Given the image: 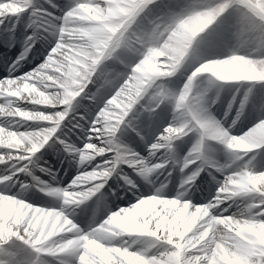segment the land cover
<instances>
[{"label":"clouds","instance_id":"1","mask_svg":"<svg viewBox=\"0 0 264 264\" xmlns=\"http://www.w3.org/2000/svg\"><path fill=\"white\" fill-rule=\"evenodd\" d=\"M19 2L0 3V16L14 14ZM27 2L34 7L32 24L36 27L48 24V34L55 39L57 24L39 15L40 8L33 5L32 0ZM45 3L55 4L54 0H45ZM234 3L238 6L236 28L239 33L249 28L264 32V0H234ZM126 23L114 8H105L101 2L87 7L81 5L76 12L68 13L65 23L59 26L60 39L67 41L63 45L67 52L55 58L45 57L27 79L9 82L6 95L15 99L0 104V117L5 118L2 124L9 126L0 125V187L16 189V194L5 195L0 191V216L9 206L31 209L33 205L27 201L33 193L53 199L58 207L37 208L38 213H47L51 226L39 251L47 253L58 264L59 254L81 241L90 252L112 257L111 264H264V169L255 163L260 156L257 150L264 149V113L248 131L233 134L237 125L247 118L246 107L241 106L227 126L225 122L231 107L224 120L211 111L227 83L264 82V51L238 49L225 59L200 60L199 67L188 77L189 82H195L193 87L199 99L194 101L188 83L177 89L166 78L176 76L187 66L192 42L207 27V19L196 14L163 43L156 40L147 45L144 58L134 69L135 81H125L97 113L93 124L100 123L102 129L95 131H102L105 139L96 137L101 139L100 144L88 142L83 143V147L70 142L74 129H79L81 134L85 132L91 105L98 102L101 91L115 87L122 78L123 74L114 69L100 73V67L119 58L124 50V45H117L115 40L122 38L126 42L130 38L127 30L121 32ZM30 51L25 50V59ZM52 51L56 52V48ZM197 77L200 79L196 80ZM98 80L101 83L95 87ZM213 91L214 98L210 96ZM181 98L183 110L177 106ZM165 103L173 106L175 123L164 128L159 137L162 142L149 146L148 156L115 140L113 121L119 118V113L111 110L113 106L120 108L126 118L138 105L151 116ZM192 111L199 117L197 127L201 141L213 139L222 146L227 162L221 163L216 156L215 159L230 173L215 195L200 204L193 203V199L200 191L197 181L208 163L205 153L197 152L194 159L187 160L180 156L176 146V142L188 134L185 129L197 131L189 128L190 121L185 120V112ZM119 123H123V118H119ZM11 126L16 130H10ZM92 139L88 137V141ZM50 142H59L78 170L66 186L57 180L58 173L53 174L51 180L36 174L51 171L39 164L37 155ZM161 149L166 151L158 155ZM109 153L112 155L108 159L93 167L99 158ZM197 161L200 164L195 168ZM86 166L90 171H81ZM177 171L180 183L175 194L169 196L173 173ZM20 174L29 179L22 181ZM114 179L123 181L127 190L139 189L140 182L154 187L155 193L141 199L134 208L138 210L149 202L165 203L172 208L167 219L176 224L169 223L166 230L161 231L137 211L121 208L112 212L107 208V218L101 223L89 224L90 231L84 236L58 242L54 237L61 233L85 230L73 218L78 215L76 210L97 197ZM158 190L162 196L156 195ZM116 194L113 188L112 195ZM177 209L184 212L178 220ZM100 211L99 208L93 210L94 214ZM31 227L35 234L36 225ZM25 231L27 233L28 229ZM5 232L0 225V239ZM168 244H174L176 252L162 253L157 258L154 253ZM196 250L202 254L187 255ZM80 259L82 264H93L84 256ZM39 264H52V261L41 257Z\"/></svg>","mask_w":264,"mask_h":264},{"label":"snow or ice","instance_id":"2","mask_svg":"<svg viewBox=\"0 0 264 264\" xmlns=\"http://www.w3.org/2000/svg\"><path fill=\"white\" fill-rule=\"evenodd\" d=\"M13 0H0V3L8 4L12 3ZM97 2H101V5L105 8H114L116 10V14L121 17L122 20H126L127 23L124 25V28L121 29V32L127 30L129 39L125 42L123 39H116L115 43L117 45H124V50L119 53V58H115L108 62L107 64L100 67V73H105L109 69H114L116 72L122 73V78L116 83L115 87L104 89L100 93V99L96 104L91 105V113L88 114V123L85 129V132L82 134L84 137V143L92 142L96 144L101 143V139H105L101 132L95 131V129H102V125L100 123L93 124V121L97 119V113L104 107L105 103L110 100L113 96L116 95V92L120 89L122 85L125 84V81L131 80L135 81L136 73L134 69L140 63V61L144 58V53L147 50V45L151 44V42L159 40L160 43H163L168 39L174 32H178L188 21V19L196 14H201L207 19V27L204 29L202 33H205L206 29H210V26H213L216 23H219L223 20V18L229 13H234L238 18L237 13V5L234 3V0H184L183 4H177L175 7H169L167 11L162 14L155 16L154 18L150 15H145V13L151 8L152 5L157 3V0H73V4L66 11L63 12L62 15L57 16L55 12H50L48 8L41 6H37L35 4V0H32L33 5L40 8L39 15L44 16L48 20H52L57 24V33L55 37L54 44L51 45L50 50L47 51L46 56L51 55L55 58L57 55H63L67 52V49L63 47L64 44L67 43L66 40L60 39L59 34V26L65 23V18L68 13L76 12L81 5L87 7L89 5H94ZM51 8L58 9L59 5L51 4L49 5ZM34 11V7L30 6L27 0H20V2L16 5V11L14 14H23L25 12H30L31 15ZM5 18V16H0V20ZM135 21V23H133ZM131 25V27H129ZM223 26V25H221ZM38 29V33H35L33 36H29V46L26 50H31L35 46V41L41 37L43 33H48L49 25L46 23H41ZM247 34H252L255 38V42L257 43V50L264 49V32L257 30L255 28H249L243 32H240L242 38H244ZM208 34H206L207 36ZM199 36V35H198ZM195 37L194 41L197 39ZM213 37L208 36V41L211 42ZM194 41L192 42L191 49L193 47ZM201 42H204V38H201ZM247 43V40H245ZM56 48V52H53L52 49ZM74 55V54H73ZM25 60L24 56L18 58L15 64L12 66V71L3 76L0 79V104L6 103L8 100L15 99L14 97H10L6 95L8 89V84L11 81H16L18 79H27L29 75L32 73L25 71L22 75L17 74V66ZM203 62V61H201ZM199 67V64L196 66ZM39 69H37L38 71ZM195 71V68L188 74L185 83L189 84V87L192 88V97L193 100H198L196 89L193 87L195 82H189L188 77L191 76L192 72ZM172 77H168L166 79H171ZM200 77H197L196 80H199ZM101 83L100 80L97 81L95 87H99ZM159 83V81H158ZM93 86L90 85V88ZM251 89H248V93H251ZM239 94V89H237V95ZM249 96L246 94L244 97L241 106H245L248 102ZM235 100V97H234ZM163 104H161L162 106ZM156 109L155 115H160V109ZM178 107L181 110L184 109V101L183 98L179 101ZM229 107H232L230 104ZM114 112L119 113V118H123V123H119V118L114 120L113 123L115 127L113 128V132L115 134V140L119 143L120 133L125 128H131V118L130 114L124 118V114L120 108H116L115 106L111 109ZM132 113V112H131ZM175 113L173 115V119L169 124H174ZM4 117H0V125L9 127L8 125H3ZM199 119L197 113L192 111L191 113L185 112V120L190 121L189 128H196L197 131H188L185 129L188 134L183 136L180 140L184 138H194V142L192 147L185 155L187 160L194 159V154L200 151L205 153L206 159L208 163L205 165L204 172H208L209 175L212 176V180L216 184V190L221 187L225 181L226 176L230 175L229 172H225L224 169L220 166L218 161L215 159L217 149L216 140L208 139L206 141H201L200 136L198 135L199 128L197 127V120ZM168 124V125H169ZM168 125L166 127H168ZM33 127H40V125H34ZM165 127V128H166ZM15 131V126H11V129ZM135 131L136 129L133 128ZM164 132V131H163ZM161 132L160 135L163 133ZM139 134V133H138ZM160 135L156 138L157 142H162L159 140ZM93 137L92 141H88V137ZM96 137H101V139H96ZM178 140V141H180ZM105 147H112L111 144H105ZM2 151V149H0ZM166 149H161L160 153H163ZM112 153H109L108 156L99 158L94 164H99L102 160L108 159ZM159 155V154H158ZM200 161H197V164L193 167L198 168ZM239 166V165H237ZM81 171H90V168L87 166L85 169ZM216 174H219V178ZM207 177L202 178L206 180ZM97 183H102V181H97ZM0 191H3L5 195H15L16 192L14 189H4L0 187ZM216 193V192H215ZM156 195L162 196L163 194L158 190ZM169 195V194H168ZM148 194L140 193L136 197V201L134 204H131L129 207H122L124 209L137 211L138 214H143L148 217L149 222L154 226V228H159L161 231L166 230L169 223L176 224V221H169L167 217L172 212V208L170 205L165 203H155L149 202L146 205H141L139 209H135L134 206L138 204V202L147 197ZM170 196V195H169ZM28 204L33 205L31 209L27 207L21 209L19 206L16 207H6L4 209L3 216H0V225H3L6 230L5 236L3 239H0V249H4L6 245H8L12 241H20L23 245L29 247L37 254H46L43 251H39L42 248V241L44 237L48 235L50 231V223H48L47 213H38L37 208L46 209L52 208L54 206H41L37 202L27 201ZM204 203V202H203ZM227 207V205H224ZM121 207L117 206L112 209V212L119 211ZM106 215L97 222L101 223L104 219L107 218ZM184 216V212L182 209L176 210V218L177 220ZM72 219V217H69ZM37 221L39 222L37 224ZM31 225H36L35 234H33V228ZM95 226V225H93ZM25 229H28L27 233ZM90 231V229L85 228L83 232L73 231L71 233H61L59 236H55L54 238L63 243L65 241L73 240L77 237H82ZM39 238V239H38ZM169 252H176V248L174 244H168L165 248L161 249L159 252L154 253V255L159 258L161 254L167 255ZM200 250H196L194 253H188V256L191 255H201ZM177 255H181V253H177ZM81 256H84L88 260H92L93 264H111V260L113 259L110 256H106L103 253H92L85 246L84 242L81 241L79 245L74 247H70L68 251L64 253H60L58 256L59 264H82ZM0 264H11L10 261L0 260Z\"/></svg>","mask_w":264,"mask_h":264},{"label":"bare ground","instance_id":"3","mask_svg":"<svg viewBox=\"0 0 264 264\" xmlns=\"http://www.w3.org/2000/svg\"><path fill=\"white\" fill-rule=\"evenodd\" d=\"M54 3L59 5L58 9L51 8L45 3V0H37V6H43L48 8L50 12H55L57 16L62 15L69 7L72 6L73 0H54ZM184 0H157V3L152 5L151 8L145 13V15H150L151 17L158 16L163 12L167 11L169 7H175L177 4H183ZM35 17L31 15L30 12H25L23 14L8 15L7 17L0 20V79L3 76L8 75L12 71L13 64L16 63L19 57H21L26 48L29 46V36H33L35 33H38V29L33 28L35 26L32 24V20ZM237 16L234 13L229 12L221 22L210 26V29H206L205 33L199 34L197 39L194 41L192 49L189 52L188 64L182 69L176 76L172 77L170 80L172 84L177 88H182L188 74L195 68L200 60L208 59H225L232 52L236 50H253L257 49V43L252 34H247L244 38L241 37L240 33L237 31L236 23ZM27 25L33 28L31 34L25 35L22 30L26 28ZM223 25V26H221ZM206 34H208L206 36ZM208 36L213 37L211 42L208 41ZM204 38V42H201V38ZM247 40V43L245 42ZM55 39L50 37L48 33H43L39 39L35 41V46L31 49L28 54V57L20 62L17 66V74L22 75L24 70L31 72L39 64L43 63L46 53L50 50L52 44H54ZM261 51H264L262 49ZM163 60V58H162ZM31 68V69H29ZM23 72V73H22ZM182 83L181 80H183ZM239 89L238 101L244 100L245 94L242 93L245 89H251V93H248L249 96L248 104L246 107V119L243 120L237 128L233 130V134H242L243 132L248 131L253 127L257 122L258 118L262 113H264V82H229L225 85L224 92L220 96V100L216 103L211 111L216 115L220 120L225 119V113L229 112V105L231 104V111L225 122L226 126L231 123L232 119L235 117L239 108L235 111V102L237 96H234L235 91ZM94 90V86H93ZM234 91V93H230ZM212 93H215L213 91ZM211 93V94H212ZM213 98L215 97L212 96ZM235 97V100H234ZM242 97V100H241ZM2 99V98H0ZM144 102H142L143 104ZM223 108H225L223 113ZM174 115V108L172 105L165 103L161 106L160 115H149V113L144 112L143 108L138 105L136 109L130 113L131 124L134 125L136 130L125 128L120 133V140L122 143L128 144L138 151L142 156H148L149 152H143L144 149H149V146L156 141V138L160 135L159 131H164V128L172 121ZM167 124V125H166ZM165 125V126H164ZM164 126V127H163ZM139 133V134H138ZM141 136L144 139H141ZM64 138L63 135L60 137ZM55 139V138H54ZM72 143H75L78 147H83L84 137L81 134L79 129H74L72 132ZM194 138H184L183 140L177 141L176 146L178 148L179 154L181 157L185 156L192 144ZM216 146L219 151L216 153L217 159L221 163L227 162V158L224 155L222 146L217 142ZM260 153L257 161L255 162L259 168L264 169V149L257 150ZM159 155L162 153H158ZM39 162H42L44 157H48L51 163L56 165V169L59 162L65 159L63 167L61 169L60 176H57V180L62 182L63 186L71 183L72 179L78 174V170L74 163L72 162L71 157L67 153L61 152V145L59 142L52 143L45 146L38 154ZM2 167V166H0ZM129 173L135 176L134 173H131V170H128ZM56 173V171L54 172ZM173 174H179V172H174ZM219 178V174H216ZM207 177L206 180H203V177ZM208 172L201 173V178L197 181V185L200 188V191L196 192L197 196L194 197L193 202H206L210 200L213 195H215L216 184L212 180V176ZM60 177V178H59ZM20 179L26 181L29 178L20 174ZM50 179H52L50 177ZM173 184L169 186L168 194H175L176 187ZM119 185V186H118ZM117 187L116 196H110L109 191ZM18 188V187H17ZM16 191V189H14ZM139 193H148V195L155 193V188L143 184L140 182V187L137 190H127L123 186V181L112 180L109 181V184L105 186L101 193L97 194V197H94L92 201L82 205L76 211L78 215L74 216L75 222L79 223L82 227L87 228V226L93 222L100 221L107 213V208L111 210L115 207H129L131 204H134L137 195ZM195 199L197 201H195ZM28 201L37 202L41 206H54L58 207L59 205L55 203L53 199L46 198L40 194H31L28 197ZM94 207V208H93ZM99 208L101 211L98 214H94L93 210ZM11 247H16L19 250L21 256H29L30 260L25 262H19L18 259H9L3 257L0 260L10 261L11 264H39V258L53 259L46 254H37L29 247L23 245L20 241H12L5 246L4 249ZM4 249H0V256ZM18 252V251H17ZM58 263V262H57Z\"/></svg>","mask_w":264,"mask_h":264},{"label":"rangeland","instance_id":"4","mask_svg":"<svg viewBox=\"0 0 264 264\" xmlns=\"http://www.w3.org/2000/svg\"><path fill=\"white\" fill-rule=\"evenodd\" d=\"M27 28H24V32L26 33V32H28V31H30L31 30V28H28V25L26 26ZM162 58L163 57H161V60H162ZM164 59V58H163ZM29 69H31V68H29ZM25 71H27V70H24L23 72H25ZM22 72V73H23ZM182 81H184V79L183 80H181V82L180 83H182ZM183 84V83H182ZM245 90H247V89H245ZM245 90H243V91H245ZM215 95V93H212V94H210V96L212 97V96H214ZM224 108H223V113H224ZM167 125V124H166ZM165 126V125H164ZM163 126V127H164ZM133 128H135V126L133 125L131 128H129V129H132L133 130ZM136 129V128H135ZM134 131V130H133ZM160 132H163V131H159V133ZM71 142V141H70ZM63 151V148H62V146H61V152ZM143 152H149V149H144L143 148V150H142ZM63 153H64V151H63ZM66 153V152H65ZM39 164L43 167V168H45V169H50L51 171H54L53 170V166L51 165V162H50V160L48 159V157H44L43 159H42V162H39ZM42 172L41 171H37V175L39 174L42 178H45V179H47L46 177L47 176H42V174H41ZM44 173V172H43ZM49 174V173H48ZM50 176H52L51 174H49ZM180 179H181V177H180V175L178 176V180H177V183H176V189L178 188V186H179V183H180ZM17 187H19V185H17ZM215 192H216V189H215ZM170 196H172L173 194H169ZM214 196V195H213ZM136 201V200H135ZM193 203H195V204H197V202H193ZM201 203H203V202H201ZM198 204H200V203H198ZM18 251V252H17ZM20 252H19V250H17V248L16 247H11V248H6V249H4L3 250V252H2V256H0V259H2L3 257H5V258H9V259H18L19 260V262H25L26 260H29L28 258H26V257H22V256H20V254H19ZM47 259V258H46ZM47 260H51V259H47ZM52 261V264H56L57 262H56V260H51Z\"/></svg>","mask_w":264,"mask_h":264}]
</instances>
